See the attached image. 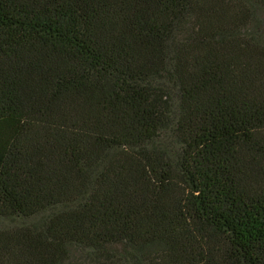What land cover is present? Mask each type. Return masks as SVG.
<instances>
[{"label":"trees","instance_id":"16d2710c","mask_svg":"<svg viewBox=\"0 0 264 264\" xmlns=\"http://www.w3.org/2000/svg\"><path fill=\"white\" fill-rule=\"evenodd\" d=\"M0 264H264V0H0Z\"/></svg>","mask_w":264,"mask_h":264}]
</instances>
